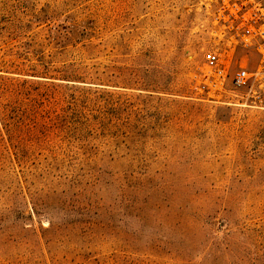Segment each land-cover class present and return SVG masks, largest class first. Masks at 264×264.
<instances>
[{"label":"rangeland","instance_id":"obj_1","mask_svg":"<svg viewBox=\"0 0 264 264\" xmlns=\"http://www.w3.org/2000/svg\"><path fill=\"white\" fill-rule=\"evenodd\" d=\"M208 44L199 0H0V264H264V107Z\"/></svg>","mask_w":264,"mask_h":264},{"label":"built area","instance_id":"obj_2","mask_svg":"<svg viewBox=\"0 0 264 264\" xmlns=\"http://www.w3.org/2000/svg\"><path fill=\"white\" fill-rule=\"evenodd\" d=\"M208 15V47L197 78L220 93L227 87L264 107V0H199Z\"/></svg>","mask_w":264,"mask_h":264}]
</instances>
